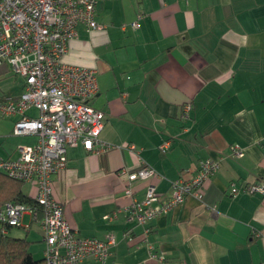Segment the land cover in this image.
I'll list each match as a JSON object with an SVG mask.
<instances>
[{"label": "crops", "instance_id": "obj_1", "mask_svg": "<svg viewBox=\"0 0 264 264\" xmlns=\"http://www.w3.org/2000/svg\"><path fill=\"white\" fill-rule=\"evenodd\" d=\"M96 21L104 27L77 26L61 61L96 70L91 104L104 113L99 138L108 147H67L52 194L77 236L114 243L105 261L76 264H264V195L244 190L264 188V0H104ZM21 92V78L0 63V99ZM18 118L0 116V158L15 159L19 146L37 140L12 133ZM205 159L218 166L197 189L200 198L185 195L145 222L134 217L146 186L129 182L123 167L151 165L149 182L163 201L171 182L193 178ZM40 217L26 213L18 226L42 242V254L30 245L36 258L44 247Z\"/></svg>", "mask_w": 264, "mask_h": 264}, {"label": "built area", "instance_id": "obj_2", "mask_svg": "<svg viewBox=\"0 0 264 264\" xmlns=\"http://www.w3.org/2000/svg\"><path fill=\"white\" fill-rule=\"evenodd\" d=\"M100 1L0 0V63L7 62L22 80V92L17 97L0 99V116L18 114L12 133L37 137L33 145L19 146L15 159L0 158V170L13 179L34 185L33 197L39 206L45 243L44 264H76L87 257L103 262L114 243L112 236L105 241L77 236L64 217L62 205L52 194L53 176L66 167L67 147L80 143L90 152L108 147L99 138L104 113L91 104L98 88L95 71L61 61L67 52V41L77 34L78 24L90 29L104 27L95 20V6ZM130 26L137 28L138 24L132 21ZM30 108L38 111L36 117L26 113ZM190 108L189 102L182 104L179 117L186 119ZM166 147L164 143L160 149ZM242 152L234 147L236 155L241 156ZM217 166L214 160H201L193 178L171 182V194L163 201H158L155 186L149 182L156 174L151 165L145 163L134 170L123 167L129 182L140 181L146 186L144 200L133 201L131 212L138 221L145 222L176 206L185 195L200 198L197 189ZM132 190L126 186L124 192L130 194ZM244 190L264 195L259 184H250ZM231 191L235 194L237 188L232 187ZM153 202H159L156 208L146 207ZM26 213L31 220L37 219L33 208L7 202L0 208V221L19 226Z\"/></svg>", "mask_w": 264, "mask_h": 264}, {"label": "trees", "instance_id": "obj_3", "mask_svg": "<svg viewBox=\"0 0 264 264\" xmlns=\"http://www.w3.org/2000/svg\"><path fill=\"white\" fill-rule=\"evenodd\" d=\"M103 1L104 0L98 2L95 6V20L97 5ZM91 69H93L96 73V70L94 68ZM164 143H167L168 146L167 141H165ZM23 183V181L13 179L9 177L4 171L0 170V208L7 202H16L22 203L39 212V206L34 197L23 191ZM14 227L15 226H11L0 221V264H44L43 255L42 258H36L30 252V245L32 244V241L27 238V232L22 235H14L11 233Z\"/></svg>", "mask_w": 264, "mask_h": 264}, {"label": "rangeland", "instance_id": "obj_4", "mask_svg": "<svg viewBox=\"0 0 264 264\" xmlns=\"http://www.w3.org/2000/svg\"><path fill=\"white\" fill-rule=\"evenodd\" d=\"M23 190L25 191V192H30L31 190V186H30V184L29 183H27V182H24L23 184ZM24 221H26V217H25V220ZM13 231L14 232H21V233H25L24 231H23V229L22 228H20V227H18V226H15L14 227V229H13ZM31 233V236L32 237H39L38 236V234L37 233H33V231H31L30 232ZM41 244H42V242H34V243H32V248H36V251H37V253L38 254H42V251L40 250V247H41Z\"/></svg>", "mask_w": 264, "mask_h": 264}]
</instances>
